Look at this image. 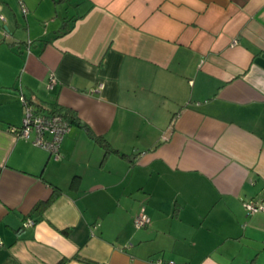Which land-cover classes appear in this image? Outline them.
<instances>
[{
	"label": "crops",
	"instance_id": "0c3cea01",
	"mask_svg": "<svg viewBox=\"0 0 264 264\" xmlns=\"http://www.w3.org/2000/svg\"><path fill=\"white\" fill-rule=\"evenodd\" d=\"M62 258L264 264V0H0V264Z\"/></svg>",
	"mask_w": 264,
	"mask_h": 264
},
{
	"label": "built area",
	"instance_id": "2783aa9c",
	"mask_svg": "<svg viewBox=\"0 0 264 264\" xmlns=\"http://www.w3.org/2000/svg\"><path fill=\"white\" fill-rule=\"evenodd\" d=\"M53 78H49V86H52ZM21 102L24 106V114L22 124L19 129L13 128L17 136L30 140L35 146H39L54 157L59 156V147L64 134L69 129V122L64 119L62 115L57 112H40L29 104L23 97ZM244 207L248 214H253L262 209L259 201L247 200L244 202ZM134 225L137 228H142L150 223V218L146 213H139L134 216ZM34 221L27 219L24 223L25 226H31ZM167 264H175L173 261H168Z\"/></svg>",
	"mask_w": 264,
	"mask_h": 264
},
{
	"label": "trees",
	"instance_id": "16d2710c",
	"mask_svg": "<svg viewBox=\"0 0 264 264\" xmlns=\"http://www.w3.org/2000/svg\"><path fill=\"white\" fill-rule=\"evenodd\" d=\"M51 113H53V112H57V113H59L60 115H62L63 117H64V119H66L68 122H69V124H70V122H72V121H75V117L72 115V114H70L68 111H63L61 108H54V109H52L51 111H50ZM95 140L99 143V144H101V146L104 148V150H105V153H109V152H116V150L115 149H113L110 145H109V143L106 141V140H104V139H102V138H99V137H95ZM52 198L53 197H51V198H49L48 200H46V201H44V202H41V203H39L37 206H36V209L38 210V209H40V207H42V205H47V204H49L51 201H52ZM69 260V258H62V259H60L56 264H65L67 261Z\"/></svg>",
	"mask_w": 264,
	"mask_h": 264
}]
</instances>
